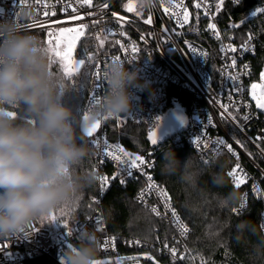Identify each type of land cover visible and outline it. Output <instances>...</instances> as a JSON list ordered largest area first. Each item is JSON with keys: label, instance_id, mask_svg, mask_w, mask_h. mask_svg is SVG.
Returning a JSON list of instances; mask_svg holds the SVG:
<instances>
[{"label": "built area", "instance_id": "1", "mask_svg": "<svg viewBox=\"0 0 264 264\" xmlns=\"http://www.w3.org/2000/svg\"><path fill=\"white\" fill-rule=\"evenodd\" d=\"M132 1H135L134 9L129 12L126 5ZM68 2L69 0H0V9L3 10L0 13V20L14 19L22 33L33 35H36L39 31H46L50 27L64 23H76L78 27L81 23L89 24L84 37L85 40L91 41L94 61L84 106L85 114H89V110L96 105L92 100L93 92H96L99 100L107 92V80H104L103 76L107 72L108 66L112 63V57L119 56L120 60L131 63L132 67L140 69L141 82L149 81L150 87L147 90L139 88L133 90L136 99L129 115L117 116L119 119L108 116L105 119L104 117L100 120L101 126L98 132L92 137H85L84 140L93 153V174L97 191L88 204L86 214L76 218L71 223H67L72 230V234L67 235L68 229H65L63 225L50 227L39 223L36 219L27 225L24 233L9 239H0V264H28L31 260L43 255H51L58 264H64L61 261L64 250L68 245H76L81 231L85 229L94 231L98 237L99 252L96 261H108L109 264H144L138 253H124L121 248L137 249L147 246V243L139 237H122L113 233L109 228L107 214L104 210V197L113 183L124 186L129 181L140 182V186L134 194V200L146 207L150 212L151 208L155 207L160 215L157 216L155 213H151L174 227L178 235L177 242L187 239L191 233V228L174 205L168 189L153 175L157 162L156 156H143L108 138L112 129H122L130 123L143 125L145 131L149 133L156 123V117L162 118L165 111L171 107L186 111L189 123L184 131L172 135L158 146L167 143H186L191 146L201 159L207 162L214 161L220 154L226 152L234 161V165L229 172L239 163L242 171L238 170V174L246 178L245 183L241 184L240 187L248 183L249 188L259 198H263L261 183L254 176L249 165L257 168L263 176L264 168L241 146L243 144L240 141L241 138L254 151H258L262 159L264 158V110L256 107V100L252 98L253 89L251 88L254 83L256 85L262 84L263 86L260 76L264 72V65L259 76L254 73V59L261 44V36L248 32L244 38H241L226 26H222L217 17L215 7L218 0H183V7L188 10V23L183 28L176 25V17L171 15L173 12L182 13L183 8L175 7V5L181 3V0H155L154 6L148 9L140 7L139 0H92V8L87 6L80 8L75 3V0H72L73 6L77 7L79 14L83 16V20L73 21H68L66 14L62 11L63 5ZM197 2L202 5L200 9L194 7ZM104 3L108 4V8L101 9L100 5ZM226 3L236 5L234 0H224V4ZM45 5H48V7H45ZM165 7L169 10L167 13L164 10ZM45 11L49 13V16L44 15ZM53 11L56 13L55 16L51 15ZM137 11L140 12L139 16L136 15ZM205 11L208 12L207 16ZM88 12H94L96 15L88 16ZM113 12L117 14L115 17L112 15ZM194 13L198 15L194 16ZM149 17H151V22L146 23L145 21ZM200 18L206 20L205 25L200 23ZM96 19L101 22L93 26L91 21ZM60 21L63 23H58ZM209 23L216 24L215 32L208 29L207 25ZM121 24H123L122 28ZM40 25H44V27ZM165 28L169 30L175 29V31L171 34L165 33ZM232 28L234 27L231 25L230 29ZM102 29L104 31H101ZM109 32L115 33V35H111ZM121 32L126 33V35H120ZM189 32L197 35L206 32L216 41L221 60L217 69L216 82L206 69V65L210 60V50L192 41L188 35ZM217 32L219 33V39L216 35ZM97 35L100 36V39H104L103 47H100L99 40L96 39ZM249 35L252 37L250 41L248 40ZM105 37L107 38L105 39ZM117 40L124 44L126 48H130L132 44H135L140 51L135 53V58H133V54L130 51L125 53L121 49L120 44L115 43ZM245 42L248 43L249 51H244L242 48ZM188 44H191L196 49L195 54L189 51ZM231 47H235L237 51L232 52L230 50ZM200 52L207 53V55L202 57L199 55ZM233 57L236 59L235 68L231 67ZM97 64L100 66L103 83L101 89L94 88L96 80L93 73L96 71ZM244 65H247L246 69ZM229 74L239 76L237 83L243 89L242 91L233 92L231 98H229L228 93L233 82L228 79ZM210 85L212 90H209ZM172 87L192 93L194 98L190 106L184 105L179 96L173 94L171 91ZM222 104L228 107V112L237 117L236 121H233L228 112L224 111V108L221 107ZM237 108H239V111H237ZM245 115H248L250 119L244 121L243 117ZM197 136L201 137L199 147L193 142ZM257 137H260V139L257 140ZM93 139L100 140L99 148L92 143ZM218 139H223L226 143L231 144L233 151L237 155H233L226 147L217 145L216 141ZM105 140L110 145H119L133 156H143L146 161L152 163L153 166L151 168L145 167L144 171L152 176L153 182L168 192L171 197V207L176 209L181 220L189 229L186 235H181L171 211L165 209L164 202L157 191L155 189L150 192L147 190L149 181L146 176L140 174L139 170H133L134 175L137 177L136 179L127 177L126 173L117 175L115 180L111 179L120 169L115 161L103 157ZM237 140L240 143H237ZM205 144H207V147H204ZM237 156L239 159H237ZM101 159H104L103 164L100 163ZM104 176L109 178L110 184L102 191L100 178ZM121 178L126 179L125 184L119 182ZM230 179L235 187L233 178L230 177ZM254 186L261 195L257 194ZM141 192L144 193L143 199H140ZM241 204H244V209L239 213L243 212L248 205V193L246 190L241 193L240 200L234 208L240 209ZM97 218L100 219L101 223H96ZM261 222L264 230V212ZM25 234L27 237H25ZM113 238L114 247L111 243ZM105 240L110 241L107 248L104 247ZM136 241H139V243H136ZM165 244L168 245V248H165ZM172 247L176 246L165 242L160 245L159 249L172 256L168 250ZM181 254L184 256V253L177 250L176 257L173 259L181 260Z\"/></svg>", "mask_w": 264, "mask_h": 264}, {"label": "clouds", "instance_id": "2", "mask_svg": "<svg viewBox=\"0 0 264 264\" xmlns=\"http://www.w3.org/2000/svg\"><path fill=\"white\" fill-rule=\"evenodd\" d=\"M148 9L155 0H139ZM51 61L38 35L20 31L15 20H0V239L24 233L27 225L73 198L92 175H77L76 167L91 154L73 123L74 111L64 103ZM141 71L122 60L107 68V92L89 110L88 123L104 117L129 115L136 99L134 89L147 90ZM17 108L23 113L13 109ZM15 112L13 117L10 113ZM165 173L180 170L181 182L192 185L199 173L191 158L183 164L173 152L165 153ZM213 182L223 184L222 176ZM240 200L233 191L220 204ZM241 232L254 231L247 222ZM259 247L264 248V238ZM99 252L94 231L82 230L78 243L68 245L64 264H93Z\"/></svg>", "mask_w": 264, "mask_h": 264}, {"label": "trees", "instance_id": "3", "mask_svg": "<svg viewBox=\"0 0 264 264\" xmlns=\"http://www.w3.org/2000/svg\"><path fill=\"white\" fill-rule=\"evenodd\" d=\"M257 8H264V0H242L236 5L226 3L222 10L217 13V17L222 26H226L241 38H244L248 32L261 36V44L254 59V73L259 76L264 65V12L258 13L239 27L230 29L231 25H237L251 16ZM195 15L198 14L194 13ZM200 23L205 25L206 20L200 18ZM36 35L39 36L42 44H46V31H39ZM188 35L192 41L210 50V60L206 69L216 82L217 69L221 62L216 41L206 32L201 35L189 32ZM85 48L88 53L92 54L91 41L85 40L84 37L77 44L76 54L83 52L85 55ZM93 61H86L81 73L73 77L75 85H77L76 88L69 91L67 86L69 83H73V80L62 81L65 84L64 103L72 107L74 111L73 123L84 142L86 136L79 123L81 116L85 114L84 106ZM86 73L87 78H85ZM81 84H83L82 89L79 87ZM171 91L179 96L184 105L190 106L194 98L192 93L177 87H172ZM69 95H73L75 98L70 100ZM21 114L23 115L22 112ZM147 135L143 125L130 123L125 128L112 129L108 138L143 156H156L157 162L153 175L168 189L174 205L191 228V233L184 241L177 242L178 235L170 223L154 216L146 207L135 201L133 197L140 186V182L129 181L124 186L113 183L104 197V210L107 214L110 230L122 237H139L147 243V246L137 249L122 247V252L138 253L144 264H202V261L203 264H264V248L259 247L261 239L264 238L261 222L264 212V196L259 198L249 188L248 183L239 188L233 186L228 175L229 170L234 165L232 157L223 152L214 161L205 163L189 144L167 143L152 147L147 140ZM244 144L247 151L255 153L248 143L244 142ZM169 152H173L181 164L186 159L191 158L193 169L199 173L195 184L188 185L181 182L179 169L173 173L162 171L166 163L165 153ZM257 162L264 168L262 158L257 156ZM249 168L254 176L259 179L264 194V176L254 166L249 165ZM78 172L79 175L93 174L92 150L90 156L78 168ZM214 176H222L225 182L222 185L214 183ZM96 189L95 180L90 185L83 187L84 198L79 201L74 213L68 217L67 223H71L76 218L86 214L88 204L96 193ZM245 190L248 193V205L239 214L232 211L238 202L223 205L218 202L220 198L226 197L233 191L241 195ZM37 220L41 223L38 218ZM63 220H65V216H63ZM242 222L249 223L254 231L245 230L241 232L239 225ZM62 225L59 224L58 226ZM165 242L175 245L177 250L184 253V259L175 260L171 255L161 251L159 247ZM149 256L153 259H148ZM28 264L58 263L53 256L43 255L31 260Z\"/></svg>", "mask_w": 264, "mask_h": 264}, {"label": "snow or ice", "instance_id": "4", "mask_svg": "<svg viewBox=\"0 0 264 264\" xmlns=\"http://www.w3.org/2000/svg\"><path fill=\"white\" fill-rule=\"evenodd\" d=\"M240 2H241V0H234V3H236V4H239ZM75 3L78 4L80 8H83L85 6H87L88 8H92V6H93L92 0H75ZM223 5H224V0H218V2L216 3V6H215L216 7V13H219L222 10ZM45 7H48V5H45ZM175 7L176 8H183L182 13H176V12L171 13L172 16L176 17V25L180 28H183V26L188 23V10H187V8L183 7V0H181L180 4L175 5ZM194 7L196 9H200L202 7V5L200 2H197V3H195ZM100 8L106 9V8H108V4L104 3L103 5H100ZM126 8L129 12H131L134 9V5L128 4V5H126ZM69 9L71 10L70 12H69ZM164 10L166 13L169 11L167 7H165ZM62 11L66 14L68 21L83 20V16H81L79 14L77 7L73 6L72 0H69L68 3H65L63 5ZM2 12H3V10L0 9V13H2ZM257 12H264V8H257L256 11L252 12V15L255 16ZM73 14H75V15H73ZM44 15L49 16V13L47 11H45ZM51 15L55 16L56 13L53 11L51 13ZM87 15L88 16H94V15H96V13L88 12ZM112 15L115 17L117 14L115 12H113ZM136 15L139 16L140 12L137 11ZM205 15L206 16L208 15L207 11H205ZM121 19H123V18H121ZM100 22L101 21L99 19H96V20H92L91 24L93 26H95V25H98ZM145 22L150 23L151 17H149V19L146 20ZM58 23H63V22L60 21ZM40 26L44 27V25H40ZM122 27H123V24H121V28ZM207 27H208V29L213 30L214 32L216 31V24L215 23H209L207 25ZM232 27H239V25H232ZM88 28H89V24L81 23V24H79L78 28L61 27L59 29V35H57L56 32L48 31L49 37L56 36V43L53 44V41L51 39H48L46 41L48 46L46 48H44V51L48 54L49 59L51 61L50 67L52 66L53 63H59L60 70L62 71L64 80H72L73 77H75L81 73V69L84 68L86 61L91 62L94 60V57L92 56V54L87 52L86 48H85V55L84 56H82L79 59H75L73 57V50L76 48L77 42L81 39V37L85 36L86 30ZM101 31H104V30L102 29ZM174 31H175V29H172V30H169L167 28L164 29V32L169 33V34H171ZM109 34L115 35V33H112V32H109ZM120 35L123 36V35H126V33L121 32ZM216 35H217V38L219 39V33L218 32L216 33ZM106 38L107 37H105V39ZM96 39L99 40L100 47H103L104 42H105L104 39H100L99 35H97ZM251 39H252V37H251V35H249L248 40L250 41ZM115 43L120 44L121 49L125 53H129V51H130L133 54V58H135L134 54L140 51L139 47L136 46L135 44H132L130 46V48H126L125 45L122 44L119 40H117ZM188 48H189V51L193 52L194 54L196 53V49L191 44H188ZM242 48L244 51L250 50L247 42H245V44L242 46ZM230 50L232 52L237 51V49L235 47H231ZM199 55L203 57V56H206L207 53L200 52ZM117 60H120L119 56L112 57V62L117 61ZM231 67L232 68L236 67L235 57L232 58ZM244 67L246 69L247 65H244ZM93 75L95 76V80H96L94 88L95 89H101L103 87V83H102V79H101L99 64L96 65V71L93 73ZM85 78H87V73L85 74ZM103 79L107 80V72H105ZM228 79H230L233 82L232 85L230 86L229 93H228L229 98H231V95L233 92L242 91L243 89H242V86L237 83V81L239 80L238 75L229 74ZM261 80L264 81V72L261 73ZM73 83L75 84L74 81H73ZM79 87L82 89L83 84H81ZM59 88H60L61 92H64L65 91V84L63 82H61L59 85ZM251 88L253 89L252 98L254 100H256V107L258 109L264 110V93H262L261 96H257V94L255 92L257 85L255 83L251 85ZM209 90H212L211 85L209 87ZM92 100L96 104L99 102V99L97 98V94L95 91L93 92ZM221 107L224 108L225 112H228V107L226 105L222 104ZM237 111H239V108H237ZM10 115H12L14 117L16 115V113L13 112V113H10ZM228 115L231 116L233 121H236L237 117L235 115H233L230 112H228ZM88 118L89 117L87 114H85L83 117L84 121H88ZM105 119H107V116L105 117ZM117 119H119V117H117ZM161 119H162L161 117H156V123H155L153 129L150 130L148 133V138L153 145L157 144V140H158L157 131L159 130ZM248 119H250V117L248 115H245L243 117L244 121H247ZM137 122H140V121H137ZM100 126H101V121L97 120L90 125H86L84 128V131H85L87 136L92 137L94 135V133H96L97 130L100 128ZM256 139L259 140L260 137H257ZM193 142L197 145V147H199L200 143H201V137L197 136ZM92 143L97 148L100 147V140L99 139H93ZM237 143H240V141L237 140ZM216 144L226 147L227 150L229 152H231L233 155H237L233 151L231 144L226 143L225 140L218 139L216 141ZM241 146L243 147V145H241ZM204 147H207V144H205ZM103 157H106L112 161H115L117 163V167L120 169V171L117 174L112 176V178H111L112 180H115L117 178V175H120L121 173H126L127 177H131L133 179H136L137 177L134 175V172H133L134 169L139 170V172L142 176H146L147 180L149 181L147 190L149 192L152 191L153 189H155L157 191L158 195L161 197L162 201L164 202L165 209L171 211V215H172L175 223L179 227L181 235L187 234L189 229L184 224V222L181 220L176 209L171 207V204H170L171 197L168 195V192L165 189H163L162 187L158 186L155 182H153L152 176L144 171L145 167L151 168L153 166L151 162L146 161L143 156H140V155L133 156L132 154L126 152L119 145H110L107 142V140L104 141ZM237 159H239L238 156H237ZM204 162L207 163V161H204ZM100 163L103 164L104 159H101ZM238 170L242 171L240 169L239 163H237L236 166L232 169V171H230L228 173V175L233 178V181H234L236 188H239L241 186V184L245 183V179H246L245 177H242L241 175L238 174ZM100 179H101V190L103 191L109 186L110 181H109V178L107 176L101 177ZM119 182L121 184H125L126 179L121 178ZM254 189H255V186H254ZM255 190L257 191L258 195H261V193H259L258 189H255ZM143 196H144V193L141 192L140 199H143ZM243 209H244V204H241L240 209L233 208L232 211L234 213L239 214V212ZM151 212L155 213L157 216L160 215V213L157 211V209L155 207L151 208ZM61 215H63V212L61 213ZM41 219H42V222L44 219H47L50 221V223H59V224L61 223L60 220H58L57 216L55 214H52V213H49L48 215L43 216ZM96 223L97 224L101 223L99 218H97ZM63 227L65 229H68L67 235L72 234V230L69 228L66 221L63 222ZM25 237H27L26 234H25ZM109 243H110L109 240H105L104 247L107 248L109 246ZM111 243H112V246L114 247V238L111 241ZM136 243H139V241H136ZM164 246H165V248H168L167 244H165ZM5 247H7V245H5ZM168 250L172 254L173 258H175L176 254H177L176 247L169 248ZM147 258L153 259L150 256ZM180 259H184L183 254H181ZM93 264H109V262L108 261L101 262V261L95 260L93 262ZM202 264H203V261H202Z\"/></svg>", "mask_w": 264, "mask_h": 264}, {"label": "rangeland", "instance_id": "5", "mask_svg": "<svg viewBox=\"0 0 264 264\" xmlns=\"http://www.w3.org/2000/svg\"><path fill=\"white\" fill-rule=\"evenodd\" d=\"M61 27H74V28H78V25H77L76 23H64V24L56 25V26H54V27H50V28H48V29L46 30V38H45L46 40H45V41H47L48 39H51V40L53 41V44H55V43H56V36L49 37V36H48V31L56 32L57 35H59V29H60ZM81 38H82V37H81ZM79 41H80V40H79ZM79 41H78V42H79ZM78 42H77V44H78ZM43 46H44V48H46L48 45H47V43H46V44H43ZM76 47H77V45H76ZM82 56H84V53H83V52H82V54H76V48L73 50V57H74L75 59H79V58H81ZM51 71L56 75V77H57V79H58V83H59V85H60V83H61L62 81H64V79H63L62 71L60 70L59 63H53L52 66H51ZM72 80L75 82L74 79H72ZM72 80H71V81H72ZM260 80H261V76H260ZM65 81H66V80H65ZM69 81H70V80H69ZM258 81H259V78H258ZM71 84H72V85H71ZM71 84L69 83V85L67 86V89H69V91L72 90L73 88H76V86H77V85L73 84L72 82H71ZM255 92H256L257 96H261V94L264 93V81H263V86H262V84L257 85V88L255 89ZM69 96H70V100H73V99L75 98V97H73V95H69ZM64 99H65V96H64ZM14 111L19 112L20 115L22 116V114H21V112H20L19 109L16 108ZM84 115H85V114H83V115L81 116V119H80V123H79V125H80V128H81L82 132L84 133V135L87 136L86 133H85V131H84V128H85L86 125H90V124H92V123H88V121H84V119H83ZM87 115H88V114H87ZM98 130H99V129H98ZM98 130H97V132H98ZM97 132H96V133H97ZM96 133H94V134H96ZM240 141L242 142L243 147H244V149L246 150V146H245L244 142L241 140V138H240ZM246 151H247V150H246ZM247 152L250 154V156H251L256 162H257V156L260 157V158H262V156L260 155V153H259L258 151H255V153H252V152H249V151H247ZM263 160H264V158H263ZM79 167H81V165L77 166L76 169H75L77 175H79V172H78V168H79ZM84 195H85V191H84L83 188H82V189H80V190L77 192V194H76L73 198H71L70 200H68V201H66V202H64V203H62V204L59 205V206H57V207L54 208L50 213L55 214V215L57 216L58 220H60V222H61L60 224H63V222L67 221V220H68V217H69L70 215H72V213H74L76 207H78V203H79V201H81L82 198H84ZM62 212H63V215H61ZM48 214H49V213H48ZM48 214H47V215H48ZM45 216H46V215H45ZM63 216H65V220H63ZM42 217H43V216H42ZM42 217H39L38 219H39V220L41 221V223L44 224V225H47V226H50V227H57V226L59 225V223H50V221L47 220V219H44L43 222H42V219H41Z\"/></svg>", "mask_w": 264, "mask_h": 264}, {"label": "water", "instance_id": "6", "mask_svg": "<svg viewBox=\"0 0 264 264\" xmlns=\"http://www.w3.org/2000/svg\"><path fill=\"white\" fill-rule=\"evenodd\" d=\"M130 4L135 5V1L130 2ZM258 13L261 12H257L256 15ZM253 17H254L253 15L249 16L241 23H239V25L249 21ZM188 123H189V118L186 111L173 107L168 108L161 119L160 127L159 130L157 131V136H158L157 144L153 145L149 140L148 135H147V140L150 142L152 147H157L162 142L170 138L172 135L184 131L187 128Z\"/></svg>", "mask_w": 264, "mask_h": 264}]
</instances>
